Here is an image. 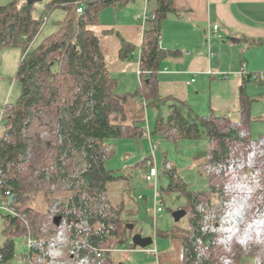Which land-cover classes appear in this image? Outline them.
Listing matches in <instances>:
<instances>
[{
  "label": "trees",
  "instance_id": "1",
  "mask_svg": "<svg viewBox=\"0 0 264 264\" xmlns=\"http://www.w3.org/2000/svg\"><path fill=\"white\" fill-rule=\"evenodd\" d=\"M131 1L46 0L38 14V2L0 3V50L22 52L15 75L20 94L0 107V203L8 207L2 214L0 264H118L114 252L137 248L131 237L140 232L139 202L130 190L111 199L110 184L128 176L105 166L117 139L143 136V123H123L130 97L155 113L151 136L206 141L194 154L205 188L189 189L166 157L158 170L164 179L160 191L185 199L176 209L185 210L186 225L161 232L180 240L181 264H233L243 258L264 264V133L252 135L255 99L245 92L249 81L263 84L261 73L244 78L238 120L214 112L197 115L188 103L161 96L157 72L167 53L158 25L174 11V0H155L156 21L143 27L139 49L112 27L94 30L101 24L100 10ZM57 7L63 18L38 41L44 15ZM113 33L120 38L118 58L138 63L140 83L133 92L119 93L110 72L102 39ZM139 163L147 165L145 179L153 163L149 157ZM16 237L25 246L18 255Z\"/></svg>",
  "mask_w": 264,
  "mask_h": 264
},
{
  "label": "crops",
  "instance_id": "2",
  "mask_svg": "<svg viewBox=\"0 0 264 264\" xmlns=\"http://www.w3.org/2000/svg\"><path fill=\"white\" fill-rule=\"evenodd\" d=\"M127 5L132 7L131 22H134L135 15L144 7L154 11L155 0H133ZM100 23L94 27L97 32L106 29L105 22L100 20ZM136 24L135 37L139 38V46L143 27L137 21ZM153 24L155 21L145 26ZM158 27L160 47L167 53L157 72L159 94L188 103L197 115L214 112L238 120L240 87L245 76L255 72L264 74V0H174V11L164 14ZM116 31L135 44L132 37ZM118 50L116 61L108 63L110 72L111 66L129 70L125 76L112 75L118 81L119 93L133 92L140 83L138 63L133 59H119ZM245 92L255 99L251 105L254 120L250 127L252 135L257 136L262 133H254L253 128L260 127L258 124L264 121V79L263 84L247 82ZM123 106V123L127 125L144 123L147 114L154 120L155 113H148L138 97L128 98ZM160 239H166L169 245H162V249H130V264H181L180 240L166 235Z\"/></svg>",
  "mask_w": 264,
  "mask_h": 264
},
{
  "label": "rangeland",
  "instance_id": "3",
  "mask_svg": "<svg viewBox=\"0 0 264 264\" xmlns=\"http://www.w3.org/2000/svg\"><path fill=\"white\" fill-rule=\"evenodd\" d=\"M8 1L9 0H0V3L4 4ZM45 2L46 0L36 4V14L44 9ZM131 8V5H125L123 7L120 5L117 7L107 6L100 10L99 19L101 22H105V24H103L106 25L104 28H108L109 25L113 24L114 27H112L118 30L121 34H124V36L128 38L132 37L136 40V48L139 49V38L138 36L135 37V26L137 24L135 20L134 22H131ZM121 9L126 12L128 11V14ZM44 16L45 22L37 38L38 41L52 32L55 28L56 22L63 18L64 11L57 7L50 10L49 13ZM102 44L107 54L108 63H114V61H116V50L120 47V38L117 34H109L103 37ZM21 56L22 52L19 47H4L0 50V107L4 106L6 103L13 102L20 94V84L16 80L15 75ZM111 68L114 76H117L118 73L124 76L125 74L130 73L129 70H124L122 66H111ZM120 74L118 76H120ZM148 113L150 112L148 111ZM152 122L153 118L151 114H147L146 120L143 123V136L139 140L134 138L117 139L115 141L116 151L105 162V166L108 169L118 170V174L128 176L127 180L111 183L109 186V195L112 200L116 201L122 191L130 190L131 194H134L136 197V200L139 202V210L135 214L136 226L143 236H152L153 238V243L146 248H143L145 250L149 248L154 249V247L162 249V245H169V241H165L166 239H160V237H164L161 232L171 229L174 224H179L181 226L186 225V217L184 216L179 221H175L172 216V211L175 210L177 206L184 204V197H176L175 193L165 194L160 191V186L164 182L161 175L160 179H157V187H154L150 182L146 181L144 179V174L147 165L146 167L140 165V159L149 157L151 163H153L152 165H155L159 171L165 157L168 160H171L178 168L180 175L187 183L189 189L200 190L205 188L207 184L206 180L203 177H200L197 173V162L194 157V154L198 150L205 147L206 141L204 139H180L175 143L161 140L157 137L151 136L148 132L152 127ZM258 125H260V127H254L253 132L256 134H258V132L264 133V127H262L264 121ZM1 129L2 126L0 123V132ZM128 154H130L129 157L127 156ZM155 197L162 210L153 215L152 211ZM34 205L37 208H40L41 206L37 200L34 202ZM127 206L128 209H130V207H133V203L129 202ZM4 213L3 210H0V244L4 239L2 234L4 222L2 214ZM24 249L25 246L22 238L16 237V255L23 252ZM140 249L141 248L137 247V251ZM130 254V249H128L127 246H123L118 251L114 252L115 261L118 264H130L132 255ZM233 264H254V260L252 258H243L241 262Z\"/></svg>",
  "mask_w": 264,
  "mask_h": 264
},
{
  "label": "built area",
  "instance_id": "4",
  "mask_svg": "<svg viewBox=\"0 0 264 264\" xmlns=\"http://www.w3.org/2000/svg\"><path fill=\"white\" fill-rule=\"evenodd\" d=\"M147 1V0H146ZM84 1H79L77 11L81 12L82 10V4ZM136 21L144 27L146 23L154 22L156 21V13L155 11H150L146 7L144 9L135 15ZM217 25H213L214 31L217 30ZM260 77L264 79V74H260ZM149 132V130H148ZM146 181L150 182L154 187L157 185V179H158V169L155 165H152L148 172L145 175ZM0 210L8 211V207L5 202L0 203ZM161 211V207L159 205V202L157 201L156 197L154 198V208H153V215L159 213Z\"/></svg>",
  "mask_w": 264,
  "mask_h": 264
},
{
  "label": "water",
  "instance_id": "5",
  "mask_svg": "<svg viewBox=\"0 0 264 264\" xmlns=\"http://www.w3.org/2000/svg\"><path fill=\"white\" fill-rule=\"evenodd\" d=\"M42 0H26L27 3H35ZM12 195L9 196L8 201L12 200ZM185 215V210L180 208L172 211V216L174 217L175 221H179ZM55 222L58 223L59 217L54 218ZM128 228L131 230L134 228V224L128 223ZM131 242L140 248H146L150 244L153 243L152 236H143L140 232H136L131 237ZM122 264V263H120Z\"/></svg>",
  "mask_w": 264,
  "mask_h": 264
}]
</instances>
